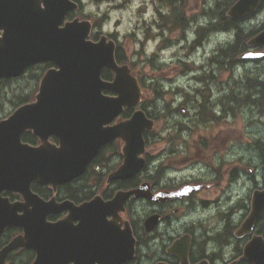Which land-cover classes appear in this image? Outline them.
Segmentation results:
<instances>
[{"label":"flooded vegetation","instance_id":"1","mask_svg":"<svg viewBox=\"0 0 264 264\" xmlns=\"http://www.w3.org/2000/svg\"><path fill=\"white\" fill-rule=\"evenodd\" d=\"M225 2L142 0L139 17L137 11L133 12L139 22L128 36L140 43L135 52L142 64L140 69L145 66L150 70L134 71L142 86L138 107L154 122L151 130L143 132V167L134 175H115L124 161V143L115 138L104 142L85 171L70 181L53 187L30 180L22 188L51 201L45 222L62 225L67 245L89 253L95 250L94 245L109 251L112 244L122 256L132 235L133 258L118 264H180L185 254L189 264H229L240 257L253 236L264 239V213L250 231L240 232L251 209L253 192L264 187V140L254 134H223L222 129L224 121H233L237 111L250 118L243 106H257L259 88L250 87L249 80L256 76L264 79V55H248L263 50L248 41L264 27V0L255 13L237 19L230 17V6L222 5ZM83 5L80 3V8ZM75 16L82 18L71 12L65 19ZM89 19L91 40L98 41L105 35L115 43L117 62L131 57L121 45L118 32L102 29L106 19L101 23ZM51 67L43 62L31 70L32 88ZM164 67L170 72H161ZM102 73L104 80L113 79L111 70L104 68ZM146 100L150 101L148 110L144 109ZM132 113L133 108L123 107L111 125L129 119ZM21 140L34 147L40 144L29 131L22 134ZM48 140L57 145L59 138L50 135ZM144 184L150 188L149 195L126 196L122 209L116 206L119 217L107 215L110 223H103L110 234H100V218L90 216L101 206L97 198L110 201L117 192ZM0 196L9 204L0 206L1 253L14 239L23 238L24 228H31L33 208L28 195L18 189H3ZM93 201L92 207L85 205ZM140 208L144 210L142 215L138 214ZM35 254L25 245L14 247L1 264H31ZM241 262L247 261L236 264Z\"/></svg>","mask_w":264,"mask_h":264},{"label":"water","instance_id":"2","mask_svg":"<svg viewBox=\"0 0 264 264\" xmlns=\"http://www.w3.org/2000/svg\"><path fill=\"white\" fill-rule=\"evenodd\" d=\"M262 1L237 0L229 15L235 19L250 15ZM77 7L73 0H0V80L21 75L27 67L42 61L56 65L43 75L35 102L18 107L0 121V192L18 189L26 197L28 195L33 208V224L31 228H24L23 242L16 238L3 249L0 264L11 248L21 245L36 251L31 264H68L70 260L74 264H95V261L97 264H118L124 257L129 259L133 255V245L124 257L115 252L112 244L109 251L94 245L95 250L89 253L67 245L62 225L45 222V212L50 211L51 201L44 202L32 192L22 191L30 180L55 186L79 175L100 145L117 137L125 142V160L117 173L133 174L142 166V159L136 158V154L143 149V130L151 127L144 113L136 111L130 119L104 127L119 114L123 105L133 107L137 104L138 81L127 65L116 63L113 41H107L105 36L97 42L87 40L91 29L89 20L75 18L60 26L65 15ZM249 44L264 48V30ZM263 53L264 50L248 55L258 57ZM104 67L115 72L111 82L100 77ZM102 89L116 92L117 96H107ZM26 129L39 135L43 145L33 148L22 144L20 136ZM50 134L59 137L60 147L46 143ZM148 189L144 184L114 199L119 196L123 199L130 193L147 196ZM151 197L158 199L157 195ZM7 201L0 196V206L9 207ZM98 211L90 216L100 218V234H110L103 226L105 211L102 207ZM263 213L264 187L253 192L251 209L240 232L250 231ZM184 250L186 253L187 247ZM180 260V264H188L186 254ZM238 260L264 264V239L253 236L243 247L242 255L229 264H236Z\"/></svg>","mask_w":264,"mask_h":264},{"label":"rangeland","instance_id":"3","mask_svg":"<svg viewBox=\"0 0 264 264\" xmlns=\"http://www.w3.org/2000/svg\"><path fill=\"white\" fill-rule=\"evenodd\" d=\"M120 1L122 0H104L99 1L100 5H96V2L93 0H84V6L81 13L94 20L95 23H101L103 22L102 20L106 18L102 29L106 32H111L112 30L116 33L118 32L119 37H121L120 43L123 48H125L129 54L134 56L135 60H137L138 64L136 68L138 71L145 70L146 72H149V68L145 66H143L144 69H140L142 64L139 62V55H135V52L140 49V43H138V39H135V37H133V39L132 37L128 36V34L132 32V29H134L135 22H139L138 18L135 19L133 12L137 11V15L139 17V13L141 12L139 8L142 6L140 5L142 4V0H126L125 3L121 5ZM195 1L197 2V0ZM115 6H121L123 9H118ZM117 24L118 26H116ZM147 49L148 47L145 48V50ZM162 71L163 73L170 72L169 68L166 67L161 68V72ZM139 73L143 74L142 72ZM29 77L30 73H26L23 78L14 80L9 84L4 85L0 89V103L2 104V107H0V117L7 115L13 110V106L10 104V102L11 100L17 101L19 94H25V92H27L29 93V97L32 98V91L36 85H33L34 87L31 89L33 82ZM149 97L152 96L149 95ZM243 109L248 110L247 117L250 118H246L241 111H237L232 115L231 119H233V121H224V125L222 126L223 134H254L260 136L264 140V104L261 106L260 104H257V106L254 108L251 106H243ZM151 111L153 112V108H151ZM235 120L236 122H234ZM143 213L144 210L142 208L138 209L139 215H142Z\"/></svg>","mask_w":264,"mask_h":264},{"label":"trees","instance_id":"4","mask_svg":"<svg viewBox=\"0 0 264 264\" xmlns=\"http://www.w3.org/2000/svg\"><path fill=\"white\" fill-rule=\"evenodd\" d=\"M80 1V0H78ZM234 0H226L225 4H222L223 6H228L230 3H232ZM82 16H85L81 13ZM131 59H128V58H125L124 62L130 64L132 66V68H135V66L137 65V62L134 63L130 61ZM252 84H249L250 87H254V88H259V92H257L256 96H257V99H256V102L257 104H261L262 102V99H264V79H259L256 77L252 78V80H249ZM28 100H31V98L29 97L28 93L27 94H19L18 95V100L17 101H11V104L12 105H19L23 102H27ZM251 100V99H249ZM0 107H2V104L0 103ZM264 144V143H263ZM240 264H249L248 262H241Z\"/></svg>","mask_w":264,"mask_h":264},{"label":"bare ground","instance_id":"5","mask_svg":"<svg viewBox=\"0 0 264 264\" xmlns=\"http://www.w3.org/2000/svg\"><path fill=\"white\" fill-rule=\"evenodd\" d=\"M240 44V43H239ZM237 48V47H236ZM221 51V50H220ZM242 52V51H241ZM240 52V53H241ZM238 54V53H237ZM236 54V55H237ZM227 56V55H226ZM226 58H228V57H226ZM225 61H226V59H225ZM231 61H232V59H231ZM220 63H222V62H220ZM224 64V63H223ZM226 64V63H225ZM234 64V63H233ZM229 65V64H228ZM225 66V65H224ZM214 69V68H213ZM236 69V68H235ZM243 82V81H242ZM250 83V82H249ZM251 86V85H250ZM248 88H249V86H248ZM224 93V92H223ZM254 93V92H253ZM229 94V93H228ZM235 96V95H234ZM230 100V99H229ZM198 101V100H197ZM231 102V101H230ZM233 103V102H232ZM238 103V102H237ZM252 104V103H251ZM255 104V103H254ZM213 109V108H212ZM149 249V248H148ZM151 249V248H150ZM156 252V251H155ZM154 253V252H153Z\"/></svg>","mask_w":264,"mask_h":264}]
</instances>
